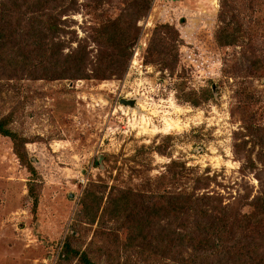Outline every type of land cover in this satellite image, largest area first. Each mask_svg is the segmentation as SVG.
<instances>
[{
  "label": "rangeland",
  "instance_id": "1",
  "mask_svg": "<svg viewBox=\"0 0 264 264\" xmlns=\"http://www.w3.org/2000/svg\"><path fill=\"white\" fill-rule=\"evenodd\" d=\"M64 1L62 30L50 40L65 45L64 56L85 48L87 77L56 79L29 63L0 67V119L13 114L12 127L29 138L43 187L36 212L30 172L0 135V264H66L60 253L72 232L98 264L110 255L118 264H182L129 245L131 227L115 213L128 190L140 206L158 208L180 193L206 196L200 203L210 198V210L229 214L231 224L220 227L226 238L239 234L233 218L264 196V0H150L143 17L138 0ZM223 11L228 21L236 14L233 24L222 22ZM116 19L133 45L120 72L98 79L109 49L95 30ZM242 26L253 32L250 45L221 46L222 29ZM24 47L9 55H29ZM121 99H136V108ZM196 213L153 218L147 242L165 236L166 245L183 223L195 228ZM256 233L237 247L263 241L256 254L264 258V229Z\"/></svg>",
  "mask_w": 264,
  "mask_h": 264
},
{
  "label": "trees",
  "instance_id": "2",
  "mask_svg": "<svg viewBox=\"0 0 264 264\" xmlns=\"http://www.w3.org/2000/svg\"><path fill=\"white\" fill-rule=\"evenodd\" d=\"M245 1V0H244ZM255 0H246L251 2ZM259 1V0H257ZM137 3L143 5V12L141 16H145L150 7V0H138ZM59 7L65 4L64 0H0V67H5L8 64L17 66L19 63L29 66L32 73L42 70L46 75L48 71L52 73L53 77L82 79L86 78L85 73L87 66L88 52L85 48H78L75 52L69 53L66 56L61 54L65 45L63 43H54L50 40V35H59L62 28L60 27L61 16L64 10L57 11ZM253 4V3H252ZM225 12H222L220 19L226 25H231L236 20V14H231V19L228 21ZM124 22L121 20H113L104 23L95 31V40L102 47L109 49L105 54L100 55L95 75L98 79H108L113 74L120 72L119 69L126 65L128 61L130 49L133 39L130 37L129 32L124 27ZM242 30V32H241ZM246 31L248 32L245 37ZM252 30L242 28L230 27L221 30V36L218 41L221 46H230L243 43L246 46L250 45ZM20 37V40L17 39ZM26 36V37H25ZM23 40V41H22ZM25 42L26 47L20 50H29V55H20L21 51H17V55L11 57L9 52L16 50L19 43ZM22 56L23 59H20ZM19 56V57H18ZM18 57V58H17ZM37 60V62H36ZM36 62V64H34ZM36 79L41 78L32 74ZM50 78V77H48ZM13 114H9L0 119V135L5 136L11 140L14 152L18 157L20 163L27 168L30 172L31 178L28 183V194L33 202L34 211H38L39 201L41 199V191L43 189L39 182L40 175L30 161L29 153L27 151V143L30 142L29 138L17 132L13 127ZM182 195V196H181ZM139 194L134 191L128 190L122 192L118 198L117 207H115L116 215L125 216V222L131 227V235L128 242L129 245H134L136 242L145 250L148 248L151 251L158 253L162 257H173L174 261H181L182 264H264L263 256H258L256 252L260 250L262 242L252 241L254 246L242 245L237 247L239 239L244 237H254L256 232L264 229V196L255 202H248L254 206V210L250 214L241 215V217L233 218L234 221H239L241 230L239 234L222 232V225L226 226L229 223V214L226 208L213 207L211 210L208 208L210 198L208 201L194 198L191 195H174L175 198L165 200L159 208L155 206H145V200L141 206L137 204ZM190 196V198L185 197ZM193 196V197H192ZM150 198V197H149ZM191 211L197 212L195 228H187L188 224H182V230L174 232L176 236L170 239L166 245L164 236L159 245L153 242L148 243L150 235L148 228L151 225L153 218L166 215H174L178 219L188 218L191 216ZM155 215V216H154ZM134 218V219H133ZM161 219V217H159ZM231 219V218H230ZM208 222L205 223V221ZM132 221V226L130 224ZM238 223V224H239ZM184 227V228H183ZM226 230H224L225 232ZM264 238V233L258 235ZM75 233H69L62 243L60 258L66 264H73L75 260L78 264H98L91 256L90 251L81 250L75 245ZM170 242V243H169ZM172 245V246H170ZM190 250L185 255L186 249ZM175 251V254L173 253ZM171 252V253H170ZM106 262L109 264H118L115 262L114 256H107Z\"/></svg>",
  "mask_w": 264,
  "mask_h": 264
},
{
  "label": "water",
  "instance_id": "3",
  "mask_svg": "<svg viewBox=\"0 0 264 264\" xmlns=\"http://www.w3.org/2000/svg\"><path fill=\"white\" fill-rule=\"evenodd\" d=\"M121 102L127 107L136 108V99H121Z\"/></svg>",
  "mask_w": 264,
  "mask_h": 264
}]
</instances>
